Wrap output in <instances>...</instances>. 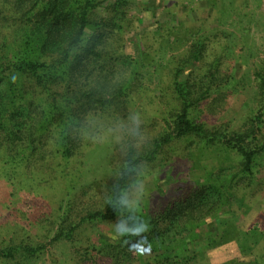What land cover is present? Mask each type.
<instances>
[{
	"label": "trees",
	"instance_id": "16d2710c",
	"mask_svg": "<svg viewBox=\"0 0 264 264\" xmlns=\"http://www.w3.org/2000/svg\"><path fill=\"white\" fill-rule=\"evenodd\" d=\"M206 1L220 20L224 8L217 0ZM133 5V0H0V163L5 175L19 167L28 174L48 168L56 173L50 176L53 180L72 175L97 138L94 118L126 111L146 90L148 58L158 85L146 94L147 104L170 95L165 108L151 110L164 124L150 123L142 133L120 135L116 159L108 160L111 175L78 192L67 191V199L58 201L48 243L81 249L78 264H210L209 249L235 240L242 253L255 259L226 264H264V238L253 243L259 222L247 230L236 225L240 207L264 184L259 176L264 138H258L264 122V67L253 69L257 104L249 125L240 130L209 126L198 116L201 105L210 99L212 105L220 103L238 65L237 58L225 54L224 30L223 40L214 33L218 40L211 41L199 24L187 48L169 58L173 47L164 43L171 32L161 25L160 33L143 37L144 51L135 58L125 52L124 38L134 19ZM180 143L187 152L176 157L194 159L193 166L207 148L224 155L218 166L207 167L187 195L158 209L132 212L126 200L130 189L150 173L147 166L166 147ZM121 220L128 230L149 225L143 255L124 243L136 242L139 237L134 235L114 242L96 236L86 247L77 246L83 224ZM5 243L0 247L3 264H31L46 247L22 239Z\"/></svg>",
	"mask_w": 264,
	"mask_h": 264
},
{
	"label": "rangeland",
	"instance_id": "374dc122",
	"mask_svg": "<svg viewBox=\"0 0 264 264\" xmlns=\"http://www.w3.org/2000/svg\"><path fill=\"white\" fill-rule=\"evenodd\" d=\"M133 1L130 14L134 19L124 38L125 52L135 58L144 51L143 37L151 32L160 33L158 29L161 25L171 32L166 35L165 43L162 42L173 47L172 51L168 49L169 58L187 48L192 39L191 32L196 30L199 24L206 34L211 35V41L218 40L212 36L214 33L223 40L220 31L224 30L227 38L224 40L227 45L225 54L238 59L235 81L230 88L223 90L220 103L212 105L211 99L204 102L198 116L209 126L223 124L239 130L248 126L249 116L257 104L253 69L264 67V0H217L216 5L220 9L224 8L220 20L206 0ZM147 61L148 58L145 62L148 73H145L143 78L146 90L141 97L131 102L126 111L112 114L106 112L94 118L97 138L93 140L90 148L88 147L89 150H86V156L82 158L83 163L78 164L76 171H71L72 175L53 180L50 176L56 173L48 168L37 174H28L24 167H19L18 171L9 172L6 176V167L0 163V247L10 240L22 239L31 244H46L45 250L34 257L31 264H78L81 261V249L75 252L68 243H48L51 234L49 223L57 215L58 201L61 198L67 199L64 196L67 191L78 192L84 185L104 180L111 175V164H108V160L111 156L116 159L115 144L121 134H131L132 131L142 133L149 129L150 123L155 127L164 124L160 116L153 115L151 110L156 106L165 108L164 103L169 101L170 95L165 93L163 100L156 101V104H147L146 94L158 85L157 77L152 73L150 62ZM258 138H264V122L258 132ZM191 148L192 151L195 150L194 147ZM185 152L187 149L183 143L166 147L164 152L147 166L150 173L127 194L126 200L132 212L158 209L175 197L187 195L196 181L205 177L207 167L218 166L224 155L218 150L207 148L201 152L199 165L193 166L194 159L180 160L176 157L177 154ZM228 160L234 161L233 158ZM59 161L57 160L58 163ZM51 165L53 167V164ZM259 176L264 178V169ZM29 188H33V191L27 196L25 193ZM246 202L243 206L245 208L240 207L236 225L241 230H247L258 221L260 227L256 230V239L253 241L256 245L259 242L256 240H260L261 236L264 238V184L254 193V197ZM242 210L246 212L243 213ZM223 214L224 212L219 215ZM210 223L215 225V220L211 219ZM117 226H125L124 221L85 223L77 231V246L86 247L95 241L96 236L114 242L117 238L114 234ZM207 255L210 264H226L232 259L238 262L255 259L253 254L242 253L235 240L209 249ZM144 256H149V253ZM2 261L0 256V264H3Z\"/></svg>",
	"mask_w": 264,
	"mask_h": 264
},
{
	"label": "clouds",
	"instance_id": "9594fccd",
	"mask_svg": "<svg viewBox=\"0 0 264 264\" xmlns=\"http://www.w3.org/2000/svg\"><path fill=\"white\" fill-rule=\"evenodd\" d=\"M149 230L150 227L148 224L143 225L139 230H128L117 226V231L114 234L117 236V238L129 235L139 237V239L134 243H130L129 241H124V243L129 245V251H132L137 255H143L146 251L145 243L147 241V236L144 234Z\"/></svg>",
	"mask_w": 264,
	"mask_h": 264
}]
</instances>
